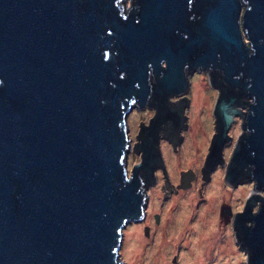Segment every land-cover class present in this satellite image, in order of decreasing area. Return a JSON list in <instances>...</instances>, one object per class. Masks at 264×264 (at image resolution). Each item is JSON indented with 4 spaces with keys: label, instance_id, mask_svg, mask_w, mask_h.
<instances>
[{
    "label": "water",
    "instance_id": "water-1",
    "mask_svg": "<svg viewBox=\"0 0 264 264\" xmlns=\"http://www.w3.org/2000/svg\"><path fill=\"white\" fill-rule=\"evenodd\" d=\"M203 71L220 91L202 192L239 115L225 180L253 182L234 229L264 264V0H0V264H124ZM147 103L130 167L129 116Z\"/></svg>",
    "mask_w": 264,
    "mask_h": 264
},
{
    "label": "rangeland",
    "instance_id": "rangeland-1",
    "mask_svg": "<svg viewBox=\"0 0 264 264\" xmlns=\"http://www.w3.org/2000/svg\"><path fill=\"white\" fill-rule=\"evenodd\" d=\"M208 76L205 72L195 73L191 76V91L187 93L192 102L187 107L190 124L186 132L187 139L181 149L182 157L185 156L188 159L183 161L181 157V162H176L179 161L176 159L175 162H168L171 180L174 182H177L180 170L188 167L198 168L201 159L199 161V155L195 157L193 155L201 152L202 155L204 154L205 136L208 139L212 133L211 128H207L206 122L210 121L211 127L210 111L213 108L215 92L209 83ZM150 114L151 110L148 109L131 112L129 123L132 137L138 128V123L141 120H147ZM241 120L242 118L237 117L231 132L233 133V142L225 148L226 157L230 158L235 143L242 132ZM199 126H205L202 131L204 140H201L198 135ZM192 137L194 141L191 140ZM202 148L203 150H200ZM165 149L168 148L165 146ZM197 150L200 151L197 152ZM137 158L136 154L129 151L130 167L133 166ZM195 160L197 161L194 162ZM216 176L213 177L210 189L206 194L207 198L215 196L216 200L213 199L210 203H208V198L197 205L199 196L196 184L191 190H181L174 194L162 205L160 187L157 185L154 190H151L148 210L151 212L161 210L162 221L157 227L152 226L149 236L144 235L143 232L145 222L128 224L124 227L120 251V256L127 258L124 264H165L171 262L173 256L177 257V264H247L246 252L238 244L235 231L231 226L229 225L230 231H222L219 228L220 225L216 228L214 226L213 214L210 212L215 210V202L220 201L222 195H226ZM222 176L223 173H221ZM153 185L151 184L150 187ZM235 187L232 189L234 192L231 199V206L234 210L244 206L247 196L253 192V182L243 181ZM259 192L264 193V190ZM229 193L232 195L231 190ZM182 204L186 205L182 207Z\"/></svg>",
    "mask_w": 264,
    "mask_h": 264
},
{
    "label": "flooded vegetation",
    "instance_id": "flooded-vegetation-1",
    "mask_svg": "<svg viewBox=\"0 0 264 264\" xmlns=\"http://www.w3.org/2000/svg\"><path fill=\"white\" fill-rule=\"evenodd\" d=\"M203 72H205L208 75V73L206 71H203ZM192 75L193 74L190 75V89H186L183 92V94H187L188 92L191 91V76ZM208 78H209V76H208ZM215 79H217L216 76H215ZM214 82H215L214 84H211V82L209 80V83L213 87V90L215 92L213 108H214L215 101H216V99H217V97L219 95V91H220L219 90V82H217V81H214ZM189 99L191 100L190 97H189ZM188 105H189V103H187V107H188ZM213 108H212V111H210L211 127H210V121L206 122L207 128L208 129L211 128L212 133H211V135H209L208 139H207V136H205V143H206L205 144L206 145L205 146V152H204L203 155H202V152L200 154L193 155L194 157L196 155L197 156L199 155L198 159H199V161L201 159V163H200V165L198 164V168L197 167H188V168L180 170L177 182L176 181L174 182V181L171 180L170 169H169V166H168V162L169 161L175 162V159L179 160V161H176V162H181V160H182L181 157H182V154H183V152H181V149H182V145L184 144V142L186 141L187 138H186V135H185L184 138L182 140H180V139L168 136V135H164V163H163V166H158L156 183H153L154 185L151 186L150 189H149L148 207H149V202L151 200V190H154V188L157 185H158V187H160V189L162 191V196H161V201L162 202L160 201L161 205L163 204L164 201L170 199L174 194H177L179 191L186 190V189H188V190L190 189L191 190L195 184H196L197 194L199 196V201L197 202V205L199 203L205 201L208 198H209L208 203H210L211 200L215 199V196L212 195V196L207 198L206 194H207L208 190L210 189L213 177L215 175H217L216 177L219 178L218 180L220 181L221 188L225 191L226 195H222L220 197V201H218V202L216 201L215 202V205H214L215 208L213 207L215 210H211L210 214H213V220H214L215 228H216V226L219 227V225H220L219 228H221L222 231H224V230L230 231L231 230L230 227H229V225H230L231 228L233 229V231H235V229H234L235 214L237 212H239V210L243 209L242 208L243 206L241 207V209H236V210H234L232 208V206H231L232 205L231 204V199L233 197V192H234L232 189L236 188V187H235V185H232V184L228 183L225 180V170H226V165L228 163L227 161H228L229 156L226 157L227 160L221 158L220 159L221 161H218V163L216 164V168H215L213 177H207L205 190H204V192H202L203 191V180H204L203 170L202 169H203V166H204V163H205L206 155H207V153L209 151V145H210V142H211V139H212V135L215 132V125H216ZM143 109H145V110L148 109L149 111L151 110V114L148 116L147 120L146 119L143 120V121L141 120L138 123V128H137L134 136L132 137L133 140H130V151H132L138 157L135 163H137V161H140V159H141L140 153H138L136 151V149H138V147H139L138 133L140 131V126H141V124L147 125L149 123V121H150V118L153 115H155V113H156V109H155L153 103H147V105L145 107H143V108H138V107L134 106L132 111H141ZM237 117H240V116L236 115L233 118L231 129H230V133L232 132V129L235 126ZM189 121H190L189 120V115L187 113V116H186V132L189 129V124H190ZM241 124H242V122H241ZM203 127L199 126V132H198V135L201 137V140H204V138H202L203 137L202 131H203V129H205V126H203ZM205 135H206V133H205ZM191 140L194 141V138L192 137ZM232 140H233V135L229 136L228 139L224 142L225 148H227L233 142ZM165 146L168 148L167 150L165 149ZM200 150H203V148L200 149ZM200 150H197V152L200 151ZM182 158H183V161L188 159V157H185V156H183ZM197 160H195L194 162H196ZM188 170L190 172L191 177L189 179V182L187 181L188 182L187 186L183 187V186L180 185V184H182V182H181V173H182V171H188ZM222 170H223V172H222ZM221 173H223L222 177H221ZM220 177L222 178L221 180H220ZM214 189H216V188L214 187ZM229 190L232 191V195L229 193ZM214 194H216V193H214ZM182 198H184V197L182 196ZM184 205H186V204H182V207ZM214 215H215V217H214ZM215 218H216V220H215ZM161 221H162V212H161V210H156V211H153V212L148 210L147 211V215L143 216L140 220L132 221V222H130L128 224L144 223L145 222V224L143 225V232H144V235L149 236L150 233H151V230H152V226L157 227L158 225H160ZM128 224L126 226H128ZM122 239H123V237H122ZM173 257L176 258L175 264H177V257L176 256H173ZM173 257H172V259H173ZM172 259H171V261H172Z\"/></svg>",
    "mask_w": 264,
    "mask_h": 264
}]
</instances>
